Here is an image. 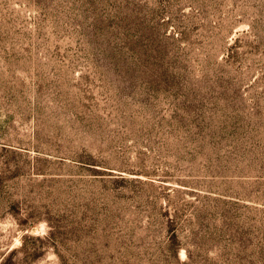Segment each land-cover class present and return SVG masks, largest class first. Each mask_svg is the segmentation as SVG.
I'll return each instance as SVG.
<instances>
[{"label":"rangeland","instance_id":"1","mask_svg":"<svg viewBox=\"0 0 264 264\" xmlns=\"http://www.w3.org/2000/svg\"><path fill=\"white\" fill-rule=\"evenodd\" d=\"M0 264H264V0H0Z\"/></svg>","mask_w":264,"mask_h":264}]
</instances>
